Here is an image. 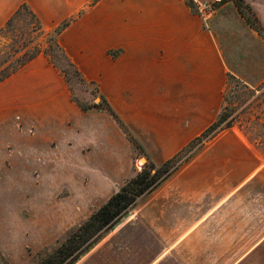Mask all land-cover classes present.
Here are the masks:
<instances>
[{
  "label": "crops",
  "instance_id": "obj_1",
  "mask_svg": "<svg viewBox=\"0 0 264 264\" xmlns=\"http://www.w3.org/2000/svg\"><path fill=\"white\" fill-rule=\"evenodd\" d=\"M29 2L37 13L84 10L60 43L154 163L173 157L216 120L234 73L214 22L226 3L202 17L185 0ZM67 110L76 117L83 112ZM107 117L112 125L101 139L94 136L87 150L64 152L61 186L54 191L45 180L29 199L27 216L12 208L16 199H0V214L13 215L0 236V264H27L129 176L131 145ZM223 131L139 198L75 264H264V164L245 148L247 137ZM44 189L43 199L37 197Z\"/></svg>",
  "mask_w": 264,
  "mask_h": 264
},
{
  "label": "rangeland",
  "instance_id": "obj_2",
  "mask_svg": "<svg viewBox=\"0 0 264 264\" xmlns=\"http://www.w3.org/2000/svg\"><path fill=\"white\" fill-rule=\"evenodd\" d=\"M201 1L210 5L209 13L226 3L224 8L218 11L214 22L220 28V42L226 52L230 69L234 72L228 73L224 104L218 112L225 118L218 125L216 133L224 130L223 134L244 141L247 137L250 142L246 140L245 148L256 151L263 165L264 0ZM236 1H241L242 11L249 21L239 12ZM23 2L33 9L29 0H0V27ZM83 13L82 9L71 14H37L46 33L51 32L61 22L69 21L58 36L60 43L62 33ZM195 13L205 16L199 12L197 6ZM40 39H45L43 34ZM78 48L77 45L73 47L75 52ZM63 49L78 69L64 47ZM55 59L59 61V67H67L61 58ZM65 74L67 79L50 63L47 56L40 54L0 83V199H16V206L12 208L22 209L25 216L28 215L29 199L34 197V190L40 188L45 180L51 184L54 191L61 186L62 177L65 175H62L57 167L66 160L64 152L87 150L90 140L93 141L94 136L99 139L101 134L108 133L112 125L107 114L93 105L100 102L102 95L98 89L95 90L93 82L86 87L69 72ZM76 103L88 107L89 110L86 113L79 112L77 117L73 116L67 109L69 106L78 107ZM82 120L88 124L83 125ZM204 143H196L193 149L202 147ZM141 157L144 155L137 150L133 151V164L129 175L133 173V169H142L147 159L144 157V161ZM68 159L72 160L71 157ZM46 166H52V171L47 170ZM77 176L69 174L70 179H76ZM44 191L45 189L37 191L41 192L36 193L37 197L43 199ZM137 202L138 200L136 204ZM3 208L0 206V209ZM131 210L123 215L118 223L127 218ZM12 221V212L0 214V236H4L5 228H11ZM109 231L101 233L72 264L87 254ZM48 247L27 264H34L47 255Z\"/></svg>",
  "mask_w": 264,
  "mask_h": 264
},
{
  "label": "trees",
  "instance_id": "obj_3",
  "mask_svg": "<svg viewBox=\"0 0 264 264\" xmlns=\"http://www.w3.org/2000/svg\"><path fill=\"white\" fill-rule=\"evenodd\" d=\"M185 1L190 9L195 12V1ZM223 1L225 0H220V2ZM235 4L242 16L245 17L241 1H236ZM245 19L249 21L248 17H245ZM68 24L69 21L65 20L51 32L46 33L39 15L28 4L21 3L0 27V83L10 78L38 55L43 54L47 56L54 67L64 74L66 79L65 73L69 72L81 84L89 87L91 82H87L84 79L82 73L71 62L58 41L59 34ZM42 34L45 38L43 41L40 39ZM55 58H61L67 67H59V61ZM94 88L97 91V88ZM76 104L84 112L89 110L88 107L80 103ZM93 105L98 107L99 111L105 112L112 117L125 134L132 151L137 150L146 157L147 161L143 164L141 170L133 169V173L124 180L115 193L86 219L70 228L54 244L49 246V253L34 264H72L101 233L113 228L121 217L135 206L139 198L154 190L172 175L192 155L193 150H195L193 147L196 143L200 142V145H202L205 141L212 138L217 132L218 125L225 118L220 116L219 113L216 120L200 136L193 139L173 157L157 164L149 159L141 143L130 132L102 95H100V102ZM101 106L103 107L101 108Z\"/></svg>",
  "mask_w": 264,
  "mask_h": 264
},
{
  "label": "built area",
  "instance_id": "obj_4",
  "mask_svg": "<svg viewBox=\"0 0 264 264\" xmlns=\"http://www.w3.org/2000/svg\"><path fill=\"white\" fill-rule=\"evenodd\" d=\"M197 9L202 15H206V12L208 13L211 11V7L206 2H196Z\"/></svg>",
  "mask_w": 264,
  "mask_h": 264
},
{
  "label": "water",
  "instance_id": "obj_5",
  "mask_svg": "<svg viewBox=\"0 0 264 264\" xmlns=\"http://www.w3.org/2000/svg\"><path fill=\"white\" fill-rule=\"evenodd\" d=\"M141 159L144 160V161L146 160L144 157H141Z\"/></svg>",
  "mask_w": 264,
  "mask_h": 264
}]
</instances>
